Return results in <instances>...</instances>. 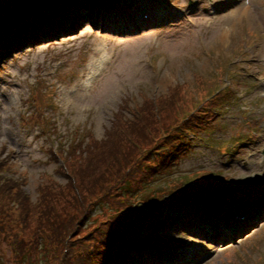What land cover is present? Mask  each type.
Returning <instances> with one entry per match:
<instances>
[{
    "label": "rangeland",
    "instance_id": "374dc122",
    "mask_svg": "<svg viewBox=\"0 0 264 264\" xmlns=\"http://www.w3.org/2000/svg\"><path fill=\"white\" fill-rule=\"evenodd\" d=\"M119 25L121 26L122 23L119 22ZM221 26L218 27V31L211 36L212 38L209 44L213 48L217 43L222 41V38L221 40L218 39V36L221 35ZM237 29L238 27L235 26L234 32H236ZM74 31L76 35L64 37L58 42V46L56 43H43L34 49H28L26 52L14 56V60L0 69V122L3 126V128L0 127V145L3 143L6 144L7 148L16 147L24 154L19 158L12 159L13 163L11 167L12 170H21L27 175L28 184L25 186V190L30 193L33 199L36 197V183L40 181L42 176L48 175L60 182H64L66 178L62 173L60 174L57 172L53 165L54 163L49 160V154H47L45 149L46 147L41 150L35 143L38 140L30 145V136L22 139L19 130L16 127L12 129L13 113L16 114V120H19L18 114L22 111L23 100L29 95L27 87L30 85L29 79L31 78L26 75L27 70L28 72H30V70L34 72L43 61L48 62V58L49 64H52L56 60V57H53L56 56L54 51L56 50V52L60 53L57 48L65 52L66 47L71 50L76 47L82 52H85L86 58L82 60V71L84 74H86L89 69L97 66V59L100 57L99 52L94 53L97 45L100 47L106 46L108 51V55L104 60V74L95 82L93 88H91L93 82L92 78L90 86L88 87L89 93H87L88 91L86 89L87 95L82 92L83 95H78L77 100H75L71 106L64 104V102L62 103L61 99H59V95L57 96L56 94L55 88L52 89V92L57 96V101L62 106L63 114L69 116V120H73L75 123L80 122V124L84 125V127L74 126L75 123L71 126L67 125L65 138L69 135H73L70 133V130L79 127L82 130L93 132L96 138H101L103 132L110 127L115 114L118 112H120V114L126 118V122L131 124L132 128H134L135 121L131 122L130 119L134 120L136 118L132 116L131 110H135L141 104H145L146 106L145 100L151 99L149 95L158 96L159 94H166L169 92L168 86L175 83L183 87V89H181L182 95H191L190 92H192L196 96L198 95L199 89L195 87L200 83L199 78L196 76V72L201 73L202 78L204 74L208 73V66L201 55L197 63L196 60H192L194 63L192 65L185 62L189 59L190 55L187 57L186 55L188 53L186 54L185 51L182 50L189 45H193V47L197 46L193 36L194 33L191 35L190 28H187L185 25L170 29H158L154 26L151 27V29L147 28L143 33L135 32L129 35L124 32L96 31L91 23L88 22ZM232 36L233 33L230 34V37L227 36V40L223 41H230L231 43ZM198 51L199 49L194 47V54L199 53ZM166 53L167 56L169 55V59L167 62L168 65L164 66L163 72L160 74L162 75V79H159L160 75L158 78H155L157 75V68L162 65V57L160 55L166 56ZM45 55H47V57H45ZM65 57L68 59V63L76 64L78 62L77 51L67 54ZM74 75L75 73H62L61 77L70 80L75 77ZM196 81L199 82L196 84ZM208 81L209 80H206L204 82L203 80L201 84L204 82L203 86L206 87V85L209 84ZM204 93L206 94L205 90H201V94ZM60 96L63 95L60 94ZM124 98L126 99L124 100ZM88 108L93 112L89 113ZM71 109H73V111L70 112ZM150 117V113H146L145 116L142 117V120H145L143 121L145 127L148 126ZM162 118L157 116L154 120H161ZM131 131L135 134L137 132L136 129H132ZM227 137L228 135H224L222 140ZM17 142H19V144ZM67 145L65 141L64 149ZM0 152H3L5 156L8 154V150L5 149L4 145L0 146ZM203 160L206 163L208 162L207 159ZM241 175L242 174H239L238 176ZM6 214H9V217H6L8 216ZM5 220L13 231L21 227L18 219L17 205L15 201L7 197H3L2 204H0V227L1 221L5 222ZM263 229L264 225L259 226L257 230L253 229L249 231L247 236H240L239 240H237L238 243L236 241L238 245L236 248L232 245L222 246L219 253L214 258L210 259L207 264H233V262H235V264H244L241 262L237 263L235 257L239 258L238 255H240L241 259L242 256L250 251L253 254V258L247 260L245 263L253 264L254 262V264H257V261L264 263V257L256 259V257L259 256V252L263 249V247H261L262 245L257 251L249 249L248 246L244 248V243H249L251 241L255 242L257 236H260V238L264 237V232H262ZM4 232L5 230L0 228V233L3 234ZM1 234L0 253H5V257H8V239L7 237L3 238ZM247 238L250 240L244 242ZM236 249H238L239 254H237L238 252ZM1 262L0 260V264H3Z\"/></svg>",
    "mask_w": 264,
    "mask_h": 264
},
{
    "label": "trees",
    "instance_id": "16d2710c",
    "mask_svg": "<svg viewBox=\"0 0 264 264\" xmlns=\"http://www.w3.org/2000/svg\"><path fill=\"white\" fill-rule=\"evenodd\" d=\"M48 5L53 8L56 0H0V46L13 42L14 37L29 39L32 36V26L42 31L49 29L51 25L46 22L45 15ZM70 15L74 14H60L57 24ZM33 33L35 36L36 32ZM118 124V121H113L102 139L91 137L85 143V155L76 169L68 168V174L61 170L66 178L64 182L48 175L42 176L35 186V199L24 189L28 184V177L12 170L7 157L0 159V204L3 197L15 201L21 225L18 230L13 231L6 220L1 221L0 228L5 232L0 234L8 239V257H5V253H0L1 263L79 264L81 261L76 255L79 252L81 255L87 253L83 242L87 236H78L92 231L88 228L82 230L84 222L96 220L99 216L107 218L111 215L115 219L112 212L122 203L109 196L115 179L108 166L109 160L110 163L115 160L114 167H117V161H122L127 172L131 173V178L135 176L134 172L140 173L139 179L134 180L132 185L123 187L124 197H132L138 184L147 187L152 185L159 174L145 163L153 158L151 152L142 154L141 150L139 152L129 145L126 136L117 128ZM142 139L144 144L151 142L147 137ZM106 177L109 187L104 184ZM97 210L100 212L96 217ZM6 215L9 217V214ZM103 252L105 250L97 249V253Z\"/></svg>",
    "mask_w": 264,
    "mask_h": 264
},
{
    "label": "bare ground",
    "instance_id": "6f19581e",
    "mask_svg": "<svg viewBox=\"0 0 264 264\" xmlns=\"http://www.w3.org/2000/svg\"><path fill=\"white\" fill-rule=\"evenodd\" d=\"M235 13H237V11H231V12L227 13L228 15H230V17H228V21H227L226 23L223 24V26H224V25H227V26L223 27V32H224L225 34H227V32H228V30H229V27H230L231 29H233V28H234V27H233V24H235V23L238 21V16H236ZM227 14H225V15H227ZM225 17H227V16H225ZM185 50H186V51H190L191 48H190V47H187V48H185ZM82 95H83V94H82Z\"/></svg>",
    "mask_w": 264,
    "mask_h": 264
}]
</instances>
